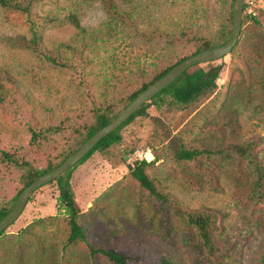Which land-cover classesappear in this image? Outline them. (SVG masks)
I'll use <instances>...</instances> for the list:
<instances>
[{
  "label": "rangeland",
  "instance_id": "rangeland-1",
  "mask_svg": "<svg viewBox=\"0 0 264 264\" xmlns=\"http://www.w3.org/2000/svg\"><path fill=\"white\" fill-rule=\"evenodd\" d=\"M114 3L125 21L103 0H36L30 15L0 6V40H29L36 24L41 47L71 65L54 67L37 52L0 41V213L16 204L30 177L74 151L96 126L98 112L110 110L111 118L144 83L193 55L204 38L233 33L234 0ZM245 4L239 42L249 25L246 15L264 13V0ZM239 61L235 53L213 62L223 68L213 94L190 105L170 97L148 105L144 115L123 127L120 143L75 168L72 191L87 240L68 248L69 264H114L101 254L91 258V245L129 253L136 264H264V203L250 197L247 162L232 153L227 158L236 161L203 157L195 163L175 156L177 144L190 149L224 141L253 143L264 165V102L248 101ZM253 96L262 97L258 88ZM233 111L238 128L221 133V117ZM34 132L42 135L41 143L33 139ZM142 160L152 162L145 173L158 191L185 208L217 214L219 250L214 255L195 229L167 216L131 175V167ZM200 163L210 166L209 174L197 171ZM196 174L202 186L184 181ZM58 196L56 182L31 196L0 237V264H61L70 226Z\"/></svg>",
  "mask_w": 264,
  "mask_h": 264
},
{
  "label": "trees",
  "instance_id": "trees-1",
  "mask_svg": "<svg viewBox=\"0 0 264 264\" xmlns=\"http://www.w3.org/2000/svg\"><path fill=\"white\" fill-rule=\"evenodd\" d=\"M34 1L36 0H0V6L30 15L31 6ZM103 2L110 12H112L116 16L121 15L118 11V6L114 3V0H103ZM246 9L247 5L245 4L244 11H246ZM119 18L122 21H125L122 15ZM244 21V24L249 25L245 28L243 32L242 40L238 42L231 54L238 53L240 59L239 62L244 68V80L248 82L244 84V90L246 93V97H248V101L252 102L254 100L260 99L264 102V13L260 12L258 15H246ZM74 23L78 28L80 27L79 21L77 19L74 21ZM31 33L32 37L29 40L24 37H5L2 38L0 41L2 43L9 44L10 46H16L19 48L31 50L33 52H37L40 54V56L45 62L49 63L54 67L63 70L71 68V65L68 63V61L64 60L59 55L47 52L41 47L40 31L38 30V26L36 24L31 26ZM230 37L231 35L224 36L222 32L221 36H218L217 38H204V40H202L199 46V49L193 55L203 52L207 49L221 46L225 44L230 39ZM184 59L174 63L165 70L156 74L150 80L149 83H144L139 91L133 93L126 100V104L123 109L120 112L114 114L111 118H109L108 116L110 110H108V113H106V110L104 112H98L96 114V126L90 128V130L86 134V137L83 138V140L74 149V151L67 155L66 158H68L70 155L79 150L83 146V144L89 138H91L98 130L105 127L112 120H114L140 93L145 91L155 81L166 75L173 67H175ZM200 65L201 66L199 68L193 70L192 72H190V70L185 72L171 86H169L167 89H165L160 94L155 96L152 100H150L148 103H146L143 108L134 116H132L120 129L111 133L103 140H101L96 145V147L73 169L69 170L68 172L64 173L59 178H57L55 181H53L56 182L58 185V203L60 209H65L67 215L69 216L70 226L68 242L64 246V249L62 251L61 264H69V260L67 259L66 254L68 248H70L71 245L87 240V235L84 231V228L79 222V212L76 208L74 194L72 191L71 179L75 168L78 165H81L87 160H89L96 152H105L113 145L120 143L122 141L121 130L123 129V127H125L139 115H144L147 111L148 105H160L161 103L165 102V97H170L175 103L180 105H190L199 101L202 98L213 94L214 91L218 88L217 81L223 71V68L220 65H215L213 62ZM257 88L260 90L262 97L256 99L253 95L256 93ZM237 113V111H233L231 113H226L224 114V116L221 117L220 122L217 126L221 133H223L224 131L223 128H229L234 132L236 131L239 125L238 120L236 118ZM48 131L56 133L57 129L48 128ZM77 131L78 130L76 129L75 132ZM41 136V134L34 132L33 139L35 141H38V143H41L40 139H38ZM175 151V156L177 160L183 162L197 163L199 159L203 157H225L226 160H235V158H239L241 160L243 159L242 161L247 162L249 169L251 170L253 179L250 186V197L257 204L264 203V165H262L258 156L255 154V144L224 141L220 145L204 146L190 149L186 148L183 144H177ZM229 153L234 154L235 158L232 155V158H227ZM7 158L9 159L8 155ZM64 160H62L56 166L49 165L47 169L37 172L33 177H30L28 183L26 184V187L29 186L38 177L55 169ZM150 166H152V162L146 160H142L141 162L136 161L135 164L131 167V175L136 179L137 182L140 183V185L144 189H146L150 193V195H152L156 199V201L159 203L160 209L166 211L167 216L173 214V216L176 217L181 223L195 229L198 233L199 238L201 239L202 246L204 247V249L209 254L214 255L216 251L219 250L216 239V232L218 230L217 214L207 209L192 210L185 208L184 205L178 202L174 197L158 191L154 184V181L151 180V178L145 173V169ZM209 168H205L204 165L201 163L196 164V169L200 173L209 174ZM183 178L184 181H187L190 184L200 186L203 185L198 180V174ZM14 204L15 202L13 203L10 209L0 213V221L14 208ZM165 220L167 221V218ZM30 228L31 225L28 226L26 230ZM4 233L0 237H2ZM89 248L91 252V258H95V255L97 254H101L108 258L114 264H136L137 262V258H135L133 255L126 252L117 251L113 248H96L93 245L89 246ZM55 258L56 257H54L53 260H55ZM163 262H168V260L164 259ZM52 264L54 263L52 262Z\"/></svg>",
  "mask_w": 264,
  "mask_h": 264
},
{
  "label": "water",
  "instance_id": "water-1",
  "mask_svg": "<svg viewBox=\"0 0 264 264\" xmlns=\"http://www.w3.org/2000/svg\"><path fill=\"white\" fill-rule=\"evenodd\" d=\"M244 8L245 0H234L233 33L231 38L225 44L215 48L207 49L181 61L166 75L155 81L145 91L140 93L114 120H112L105 127L98 130L83 144L79 150L66 158L55 169L38 177L29 186H27L20 193L14 208L0 221V236L20 218L31 196L38 189L50 182L55 181L61 175L73 169L96 147V145L101 140L120 129L132 116L139 112L146 103L171 86L185 72L200 64L216 62L231 54L240 39Z\"/></svg>",
  "mask_w": 264,
  "mask_h": 264
}]
</instances>
